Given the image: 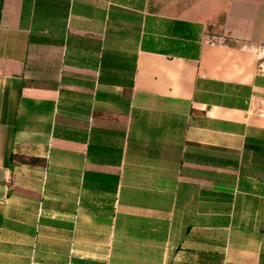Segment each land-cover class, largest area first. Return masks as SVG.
Wrapping results in <instances>:
<instances>
[{
	"label": "crops",
	"instance_id": "1",
	"mask_svg": "<svg viewBox=\"0 0 264 264\" xmlns=\"http://www.w3.org/2000/svg\"><path fill=\"white\" fill-rule=\"evenodd\" d=\"M189 242L264 264V0H0V264Z\"/></svg>",
	"mask_w": 264,
	"mask_h": 264
},
{
	"label": "rangeland",
	"instance_id": "2",
	"mask_svg": "<svg viewBox=\"0 0 264 264\" xmlns=\"http://www.w3.org/2000/svg\"><path fill=\"white\" fill-rule=\"evenodd\" d=\"M197 231V230H196ZM203 232V236H206V237H211L212 239H215V240H221L224 238V231L223 230H205L203 229L202 230ZM193 233V232H192ZM192 242H189V243H185V245H183V248L179 247L177 249H175V252H176V255L174 256V264H194V261L196 263H202L204 264H207L208 262V259H206V261H200V257H193L189 254V247L192 246ZM210 245L213 246V244H210V243H203V246H202V252L203 253H206L209 249H210ZM217 246V245H215ZM162 246L160 244H155V251H163L164 249H161ZM206 251V252H205ZM156 256V255H155ZM157 257V256H156ZM203 259V258H202Z\"/></svg>",
	"mask_w": 264,
	"mask_h": 264
},
{
	"label": "trees",
	"instance_id": "3",
	"mask_svg": "<svg viewBox=\"0 0 264 264\" xmlns=\"http://www.w3.org/2000/svg\"><path fill=\"white\" fill-rule=\"evenodd\" d=\"M88 180L100 182L102 184H105L106 186L112 183L115 188L117 187V184H118V178H115L113 176H107V175L87 173V175L85 176V183L88 182Z\"/></svg>",
	"mask_w": 264,
	"mask_h": 264
}]
</instances>
